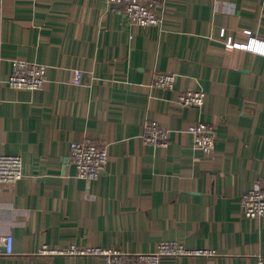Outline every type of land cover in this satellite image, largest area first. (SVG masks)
<instances>
[{
  "label": "crops",
  "instance_id": "1",
  "mask_svg": "<svg viewBox=\"0 0 264 264\" xmlns=\"http://www.w3.org/2000/svg\"><path fill=\"white\" fill-rule=\"evenodd\" d=\"M264 40V0H167L161 26H141L106 0H3L0 18V152L22 154L26 175L0 184V230L14 237L0 264H103L100 256L43 254L81 246L149 252L162 239L216 255L161 264H256L264 216L241 196L264 186V54L234 42ZM12 58L45 63L37 90L5 80ZM85 75L75 82L77 70ZM177 74L170 90L153 72ZM203 88V110L176 103ZM170 130L167 147L142 140L144 122ZM214 126L211 154L183 129ZM108 144L97 178L80 177L71 143Z\"/></svg>",
  "mask_w": 264,
  "mask_h": 264
},
{
  "label": "built area",
  "instance_id": "2",
  "mask_svg": "<svg viewBox=\"0 0 264 264\" xmlns=\"http://www.w3.org/2000/svg\"><path fill=\"white\" fill-rule=\"evenodd\" d=\"M108 9L123 13L130 22L141 26H161L164 21V10L167 0H106ZM3 0H0V18ZM236 48L249 49L264 54V40L252 38L249 42H234ZM12 71L5 79L9 86L37 90L44 87L48 80V68L45 63L28 61L21 58H12ZM83 70H77L75 82L82 83L85 75ZM177 74L174 72H153L152 84L157 87L174 89ZM207 92L200 88L186 90L178 94L176 103L182 106H195L203 110L206 103ZM184 131L193 138L194 148L204 154H211L216 145V132L214 126L205 120H196L185 126ZM171 130L150 118L144 122L142 140L152 146L167 147L170 144ZM71 159L77 174L88 179L97 178L109 162L108 144L93 138L84 141L74 140L71 143ZM26 175L24 158L22 154H7L0 152V184L18 182ZM242 212L249 218L264 216V187L257 186L241 196ZM2 206L0 205V213ZM14 251L13 234L0 230V256L12 254ZM43 254L69 253L73 255L100 256L103 264H161L163 257L216 255L211 248H189L179 239H162L156 248L149 252H136L131 254L122 249H111L103 246H81L72 242L64 249L57 250L47 244L39 248ZM256 264H264V258H258Z\"/></svg>",
  "mask_w": 264,
  "mask_h": 264
},
{
  "label": "rangeland",
  "instance_id": "3",
  "mask_svg": "<svg viewBox=\"0 0 264 264\" xmlns=\"http://www.w3.org/2000/svg\"><path fill=\"white\" fill-rule=\"evenodd\" d=\"M217 138V137H216ZM217 141V140H216ZM264 187V186H263ZM182 241V240H181ZM183 242V241H182Z\"/></svg>",
  "mask_w": 264,
  "mask_h": 264
}]
</instances>
